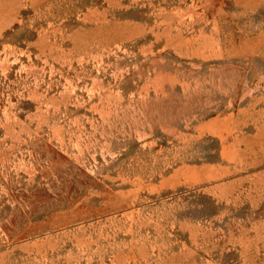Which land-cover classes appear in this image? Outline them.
Masks as SVG:
<instances>
[{"label": "rangeland", "instance_id": "rangeland-1", "mask_svg": "<svg viewBox=\"0 0 264 264\" xmlns=\"http://www.w3.org/2000/svg\"><path fill=\"white\" fill-rule=\"evenodd\" d=\"M0 264H264V0H0Z\"/></svg>", "mask_w": 264, "mask_h": 264}]
</instances>
